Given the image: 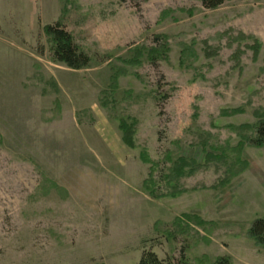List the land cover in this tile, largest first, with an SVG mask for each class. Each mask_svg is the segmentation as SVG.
Returning <instances> with one entry per match:
<instances>
[{
    "label": "rangeland",
    "instance_id": "374dc122",
    "mask_svg": "<svg viewBox=\"0 0 264 264\" xmlns=\"http://www.w3.org/2000/svg\"><path fill=\"white\" fill-rule=\"evenodd\" d=\"M57 22L88 69L53 61ZM258 115L264 0H0V264H264Z\"/></svg>",
    "mask_w": 264,
    "mask_h": 264
},
{
    "label": "trees",
    "instance_id": "16d2710c",
    "mask_svg": "<svg viewBox=\"0 0 264 264\" xmlns=\"http://www.w3.org/2000/svg\"><path fill=\"white\" fill-rule=\"evenodd\" d=\"M230 1L232 0H202V5L207 10H215ZM44 34L47 37L50 46L49 50L54 62L63 64L74 71H80L90 67L92 63L90 56L76 43L74 37L65 29L62 22L44 27ZM153 53L157 54L158 51L153 50ZM153 58L156 60L155 56H153ZM257 118H259V120L255 125H248L246 127L253 132V136L245 138V141H247V144L251 147L264 148V116L258 115ZM129 121L130 120L125 119L120 120L119 129L122 132L123 143L128 148L135 149L136 145L133 141L134 125L132 123L129 124ZM212 149L215 150L216 148L212 147ZM141 160L146 164L152 165V168L156 165L148 158L145 152L141 153ZM201 166L200 163L194 160L179 158L168 168V172L169 176L172 175L174 179L177 180L185 175L186 170L192 173L195 167V169H197ZM168 172L165 171L163 176H166L165 178H168L167 183L175 188L173 181L169 179ZM165 173H167V175H165ZM152 179L153 171L150 178L146 181L147 190H151L149 185ZM177 194H179L177 191H172L169 192L167 196L174 198ZM248 236L255 241L257 246L264 248V219H257L252 223L248 231ZM139 264H165V262L160 260L155 253L145 252ZM212 264H232V259L230 257H220Z\"/></svg>",
    "mask_w": 264,
    "mask_h": 264
}]
</instances>
